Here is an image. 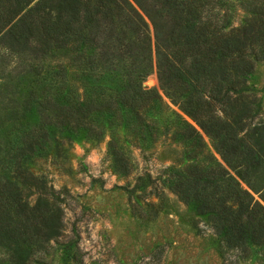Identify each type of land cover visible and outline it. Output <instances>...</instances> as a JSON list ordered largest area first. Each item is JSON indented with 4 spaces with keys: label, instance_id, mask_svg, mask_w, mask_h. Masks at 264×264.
I'll return each mask as SVG.
<instances>
[{
    "label": "trees",
    "instance_id": "1",
    "mask_svg": "<svg viewBox=\"0 0 264 264\" xmlns=\"http://www.w3.org/2000/svg\"><path fill=\"white\" fill-rule=\"evenodd\" d=\"M242 4L235 24L232 0H0V247L9 252L1 264H29L64 228V196L29 164L50 150L61 154L81 132L100 138L102 116L117 112L137 132L153 128L142 118L162 102L142 84L152 69L193 120L181 117L172 136L195 161L170 167L168 187L210 216L225 246L257 245L264 256V114L249 82L264 59V0ZM54 55L75 78L62 62L44 69ZM112 152L115 167L129 173L128 155ZM138 180L159 191L149 173Z\"/></svg>",
    "mask_w": 264,
    "mask_h": 264
},
{
    "label": "rangeland",
    "instance_id": "2",
    "mask_svg": "<svg viewBox=\"0 0 264 264\" xmlns=\"http://www.w3.org/2000/svg\"><path fill=\"white\" fill-rule=\"evenodd\" d=\"M232 2L236 24L246 13L242 0ZM45 62L44 69L52 70L62 62L72 74L63 57L54 55ZM249 82L264 114V59L256 64ZM142 84L157 89L162 98L160 106L142 114L144 120L156 122L153 128L141 125L137 132L117 112L113 120L102 116L100 138L81 132L64 141L61 154L50 150L29 164L33 173L43 175L64 196L65 222L61 235L34 251L29 264H264L259 246L252 245L248 252L225 246L210 216L199 213L168 187L170 167L183 168L195 161L184 155L186 143L172 136L181 117L193 120L159 88L154 69ZM105 92L113 91L107 85ZM203 138L214 160L222 161L210 137L203 133ZM114 146L128 155L129 173L115 167ZM198 158L203 165L211 162ZM144 173L155 180L157 193L149 192L146 180H138ZM138 182H144L145 189ZM34 200L31 194L29 201ZM8 260V250L0 247V264Z\"/></svg>",
    "mask_w": 264,
    "mask_h": 264
}]
</instances>
